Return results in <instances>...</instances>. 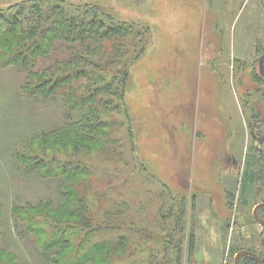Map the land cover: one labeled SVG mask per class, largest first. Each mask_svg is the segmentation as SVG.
Returning <instances> with one entry per match:
<instances>
[{
  "label": "rangeland",
  "instance_id": "1",
  "mask_svg": "<svg viewBox=\"0 0 264 264\" xmlns=\"http://www.w3.org/2000/svg\"><path fill=\"white\" fill-rule=\"evenodd\" d=\"M18 1L0 0V8ZM66 1L99 4L118 20L149 27V41L138 58L117 60L129 70L124 105L103 109L101 145L79 149V111L61 95L25 94L28 74L0 65V264L13 254L18 264H49L30 218L70 220L59 207L71 188L87 194L93 225L115 224L96 230L93 242L125 237L105 264L179 254L178 264H235L242 247L264 253V227L254 215L264 201V165L262 181L238 191L249 159L262 157L249 146L246 122L252 107L262 108L264 121V76L253 48L264 0ZM64 130L67 137L55 138ZM22 154L38 155L47 169L24 165Z\"/></svg>",
  "mask_w": 264,
  "mask_h": 264
},
{
  "label": "trees",
  "instance_id": "2",
  "mask_svg": "<svg viewBox=\"0 0 264 264\" xmlns=\"http://www.w3.org/2000/svg\"><path fill=\"white\" fill-rule=\"evenodd\" d=\"M149 32V27L116 19L99 4L22 0L0 8V65H15L28 74L23 87L25 94L36 93L35 96L49 98L61 95L70 109L79 111L80 125L76 127L81 131L73 130L76 149L97 142L101 145V139L107 136L104 131L106 123L102 120L103 109L111 105L119 109L124 105L129 70L127 64L118 69L117 60L126 56L129 60L131 55L136 59L144 53ZM66 47L70 49L68 54ZM94 56L99 60H92ZM82 59H90L91 66L83 65ZM113 67L117 71H109ZM77 91L82 92L81 95ZM60 133L55 138L68 136L65 130ZM41 138L45 144L50 143L47 134ZM25 155L19 156L24 165L40 171L47 169V164L41 166L45 160L38 155L29 159ZM248 162L245 186H251L258 178L264 165V153L261 158L253 157ZM63 171L67 173V168ZM249 186L248 189L251 188ZM63 195L64 202L60 204L59 211L70 220L52 219L48 214L43 220L30 218L29 232L36 231L45 260L49 264H105V254L114 250L125 237L93 242V233L103 226L93 225L92 206L87 194L71 188ZM72 195L74 200L70 199ZM44 224L51 228V232L45 230ZM114 225L107 223L104 227L114 228ZM142 233L148 234L147 230ZM41 235H47V238H40ZM8 256V261L2 264H18L14 254ZM180 260V254L175 260L165 255L159 261L158 256L153 255L151 263L178 264ZM247 261L255 264L250 257Z\"/></svg>",
  "mask_w": 264,
  "mask_h": 264
},
{
  "label": "flooded vegetation",
  "instance_id": "3",
  "mask_svg": "<svg viewBox=\"0 0 264 264\" xmlns=\"http://www.w3.org/2000/svg\"><path fill=\"white\" fill-rule=\"evenodd\" d=\"M261 17H262V15H261ZM261 21L264 24V15L261 18ZM261 32H262V35H260V41H258V39H256V40L254 39V47L253 48L256 51L257 57L259 58V62L261 65L260 71H261V77H262V75L264 76V26L261 28ZM249 120L251 122L250 121L246 122V125H247L246 127L248 129V134H249V136H251V139L253 142L249 146H254L255 152H257L258 154H260L262 156V143L264 142V130L262 129V124H264V121H262V108H260V107L259 108H257V107L256 108L255 107L250 108ZM228 159L231 161V163L233 165L239 166V163H238L237 159L234 158V156L229 157ZM244 166H246V162H245ZM246 171H247V169H244L242 171L241 176H240V182L238 185V191L239 192L246 190L247 186L244 185V181L246 178ZM258 179H259L258 181H262V171L259 173ZM258 187L260 188L259 190L262 191V185H259ZM262 203H264V201L263 202L261 201V203H258L257 205L262 204ZM258 216L260 217L261 220L264 221V206H261L258 209ZM260 224H261V226L264 227V224H262V223H260ZM239 254H241V255H239ZM238 255H239V258H238L239 264H250L247 261V257H250L252 259V261L255 262V264H264V253H262L260 251H255L252 248L242 247L236 254L235 264H236V260H237Z\"/></svg>",
  "mask_w": 264,
  "mask_h": 264
},
{
  "label": "water",
  "instance_id": "4",
  "mask_svg": "<svg viewBox=\"0 0 264 264\" xmlns=\"http://www.w3.org/2000/svg\"><path fill=\"white\" fill-rule=\"evenodd\" d=\"M261 206H264V203L259 204V205L256 206L255 211H254V215H255L256 219H257L260 223L264 224V221L261 220L260 217L258 216V209H259ZM241 254H242V253H241ZM241 254H239V255H241ZM239 255H238V257H237L236 264H239V261H238V260H239V259H238V258H239Z\"/></svg>",
  "mask_w": 264,
  "mask_h": 264
}]
</instances>
